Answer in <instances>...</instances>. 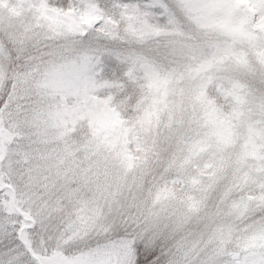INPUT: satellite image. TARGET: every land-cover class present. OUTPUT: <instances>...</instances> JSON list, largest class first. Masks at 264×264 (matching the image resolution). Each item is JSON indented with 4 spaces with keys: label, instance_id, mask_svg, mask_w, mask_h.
<instances>
[{
    "label": "snow or ice",
    "instance_id": "1",
    "mask_svg": "<svg viewBox=\"0 0 264 264\" xmlns=\"http://www.w3.org/2000/svg\"><path fill=\"white\" fill-rule=\"evenodd\" d=\"M0 264H264V0H0Z\"/></svg>",
    "mask_w": 264,
    "mask_h": 264
},
{
    "label": "rangeland",
    "instance_id": "2",
    "mask_svg": "<svg viewBox=\"0 0 264 264\" xmlns=\"http://www.w3.org/2000/svg\"><path fill=\"white\" fill-rule=\"evenodd\" d=\"M137 175L138 174H132L129 173L125 186L123 190H116L117 193L125 199L132 200L135 197H138L140 195V190L137 186ZM152 177L151 176H145L144 177V187L146 188L149 182L151 181ZM42 190H38L36 195L40 196L42 195Z\"/></svg>",
    "mask_w": 264,
    "mask_h": 264
}]
</instances>
